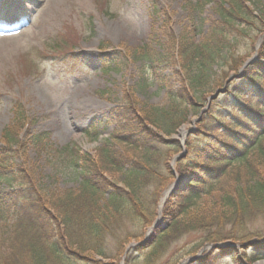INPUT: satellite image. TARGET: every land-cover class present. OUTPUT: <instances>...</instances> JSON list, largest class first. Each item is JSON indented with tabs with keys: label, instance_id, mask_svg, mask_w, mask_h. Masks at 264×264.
I'll return each instance as SVG.
<instances>
[{
	"label": "trees",
	"instance_id": "obj_1",
	"mask_svg": "<svg viewBox=\"0 0 264 264\" xmlns=\"http://www.w3.org/2000/svg\"><path fill=\"white\" fill-rule=\"evenodd\" d=\"M246 2L255 8L259 3L221 0L208 16L209 3H187L190 14L198 12L197 30L206 26L204 33L194 25L177 37L170 32L161 55L149 44L125 51L148 81L162 76L161 65L173 80H159L164 91L159 105L140 103L134 90L125 88L121 104L109 114V138L95 154L75 145L57 147L45 132L21 140L30 118L19 102L13 104L0 135V179L14 186L0 192V264H119L131 242L142 240L153 224L159 199L175 175L189 181L166 201V227L126 253L124 264H177L206 245L224 243L234 247H213L190 264L264 260V86L258 85L264 79V36L256 61L228 81L249 56L239 48L260 37L254 25L259 23V34L264 31V6L256 18ZM224 86L225 94L210 102L185 138V156L172 170L171 160L181 148L165 138L199 118L207 99ZM242 97L248 98L246 105H240ZM28 148L60 168L76 170L78 187L47 186L40 174L36 177L37 167L29 165ZM108 179L120 180L123 187ZM190 235L198 237L170 253Z\"/></svg>",
	"mask_w": 264,
	"mask_h": 264
},
{
	"label": "rangeland",
	"instance_id": "obj_2",
	"mask_svg": "<svg viewBox=\"0 0 264 264\" xmlns=\"http://www.w3.org/2000/svg\"><path fill=\"white\" fill-rule=\"evenodd\" d=\"M219 1L0 0V16L11 13L12 17H25L17 23L24 28L21 33L9 32L12 40L0 41V135L11 120L13 104L19 102L30 118L21 140L25 141L28 133L45 132L48 133V142L57 147L75 145L84 153L95 154L112 131L109 114L121 104L125 88H132L140 103L159 105L164 99L159 80L169 79L170 83L173 80L171 73L161 65L162 76L148 81L140 74L139 63L125 51L149 44L161 55L167 47L166 35L170 32L177 37L184 28L194 25L197 32L202 30L204 33L206 26L197 30L200 23L198 12L190 14L185 6L190 2H207L204 12L208 16L214 14L213 4ZM258 1L256 8L246 2L256 18L261 16V6H264V0ZM150 10H155L154 17L149 14ZM0 27L5 28V20L0 19ZM258 29L260 25L256 23L254 32L260 37L253 45L246 40L239 48L240 53L249 54L250 63L256 61L254 55L264 36V31L259 34ZM102 44L106 49L104 55H99ZM105 64L110 70L103 71ZM258 85L259 88L264 86V79ZM239 100L240 105L248 103L247 97ZM194 120L196 117L191 121ZM190 127L189 124L183 128ZM86 132L96 136L91 137ZM173 139L180 141L176 136ZM26 156L29 165L37 167L36 177L39 178L37 175L40 174L47 186L59 191L78 187L80 177L76 170L60 168L57 162H49L45 154L39 155L33 148H28ZM15 161L20 162V158ZM108 180L123 187L120 180ZM12 188L14 186L6 179H0V192ZM164 226L161 219L160 227ZM197 237H185L170 253L190 245ZM137 244L138 241H132L127 252ZM193 256H184L178 264ZM135 257L140 262V255ZM259 263L264 264V261L254 264ZM214 264L232 262L224 258Z\"/></svg>",
	"mask_w": 264,
	"mask_h": 264
},
{
	"label": "bare ground",
	"instance_id": "obj_3",
	"mask_svg": "<svg viewBox=\"0 0 264 264\" xmlns=\"http://www.w3.org/2000/svg\"><path fill=\"white\" fill-rule=\"evenodd\" d=\"M46 11H47V9H46ZM43 17H44V13L42 14V18H43ZM9 32H10V31H8V32H3V33L0 34V41H1V42L12 40L13 36L10 37L11 35H9V34H10ZM11 32L15 34L16 31H11ZM20 33H21V32H20ZM12 35H13V34H12ZM183 131H184V130H180V131H179V134H178V138L180 139V141H182V140H183V137H184V132H183ZM170 192H171V189H168V190L164 193L163 197H162L161 200H160L159 207L164 203L165 199L168 197V195H169ZM159 219H160V214H158V220H159ZM259 264H260V263H259Z\"/></svg>",
	"mask_w": 264,
	"mask_h": 264
},
{
	"label": "water",
	"instance_id": "obj_4",
	"mask_svg": "<svg viewBox=\"0 0 264 264\" xmlns=\"http://www.w3.org/2000/svg\"><path fill=\"white\" fill-rule=\"evenodd\" d=\"M250 62H251V60L247 61V62L244 64L243 67H245V66H246L248 63H250ZM223 92H224V88L221 89V90L216 91V93H215V94L209 99V101H210L211 99H215L220 93H223ZM191 132H193V131H192V130H189L187 133H191ZM181 156H182V155H179L176 159H178V158L181 157ZM174 185H176V184H173V185L171 186V187H172V192H175V190L179 188V185H178V186H174ZM184 186H185V185H182L181 188L184 187ZM159 225H160V221L156 220L155 223H154V225H153V227H152V229H155V228L159 227ZM196 258H197V256L191 258L188 262H191V261H193V260L196 259ZM188 262H187V263H188Z\"/></svg>",
	"mask_w": 264,
	"mask_h": 264
}]
</instances>
